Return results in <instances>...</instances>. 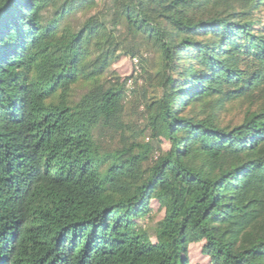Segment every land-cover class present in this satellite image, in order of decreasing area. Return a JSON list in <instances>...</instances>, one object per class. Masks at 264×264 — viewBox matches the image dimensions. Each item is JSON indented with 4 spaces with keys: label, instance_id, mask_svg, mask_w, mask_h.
<instances>
[{
    "label": "trees",
    "instance_id": "trees-1",
    "mask_svg": "<svg viewBox=\"0 0 264 264\" xmlns=\"http://www.w3.org/2000/svg\"><path fill=\"white\" fill-rule=\"evenodd\" d=\"M193 244L264 264V0H0V264Z\"/></svg>",
    "mask_w": 264,
    "mask_h": 264
},
{
    "label": "rangeland",
    "instance_id": "rangeland-1",
    "mask_svg": "<svg viewBox=\"0 0 264 264\" xmlns=\"http://www.w3.org/2000/svg\"><path fill=\"white\" fill-rule=\"evenodd\" d=\"M136 65H137V60L133 61L127 57H123L119 62H117L114 65V68H116L117 71H119V73L122 76L128 77V76H131L133 74L134 69L139 70ZM137 76L138 75H136V77ZM134 82H135V80H133L132 83H128L130 88L132 86H134L133 85V84H135ZM138 85L139 86L141 85V80H139ZM242 114H243L242 108H240L239 105H235L234 107H232V109L225 116H226V119H228V120L234 119L235 121H239ZM151 214L155 215V216H161L162 215V210L160 209V206L158 203H155V202L153 203ZM142 222L146 223L147 217L143 218ZM201 249H202L201 244H193L191 246L192 264H208L209 263V258L202 254Z\"/></svg>",
    "mask_w": 264,
    "mask_h": 264
}]
</instances>
